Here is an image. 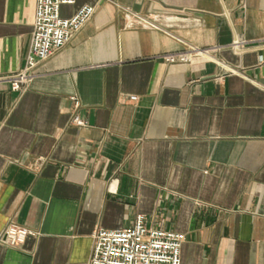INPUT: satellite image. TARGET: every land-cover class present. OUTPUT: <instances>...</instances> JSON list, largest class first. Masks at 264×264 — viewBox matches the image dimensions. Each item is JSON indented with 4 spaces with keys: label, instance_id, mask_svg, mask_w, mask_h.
Returning <instances> with one entry per match:
<instances>
[{
    "label": "crops",
    "instance_id": "1",
    "mask_svg": "<svg viewBox=\"0 0 264 264\" xmlns=\"http://www.w3.org/2000/svg\"><path fill=\"white\" fill-rule=\"evenodd\" d=\"M86 3L30 85L0 81V236L12 220L37 232L0 242V264H90L95 231L138 214L185 233L182 264H264V0H77L61 15ZM36 5L0 0V78L25 66ZM190 47L211 54L162 57Z\"/></svg>",
    "mask_w": 264,
    "mask_h": 264
},
{
    "label": "built area",
    "instance_id": "2",
    "mask_svg": "<svg viewBox=\"0 0 264 264\" xmlns=\"http://www.w3.org/2000/svg\"><path fill=\"white\" fill-rule=\"evenodd\" d=\"M77 0H37L33 38L23 69L0 78L11 85L12 90L21 91L38 76L37 66L55 51L63 48L93 16L95 6L86 3L73 16L63 17L61 7L74 5ZM234 46L240 48V41ZM211 50L190 47L167 53L162 57L168 63H192L197 56H209ZM75 100L76 108L80 101ZM72 122L84 127L87 121L75 113ZM33 229L10 221L0 242L21 246ZM186 240L183 232L166 230L148 225L144 214H138L135 224L121 229L98 228L94 233V248L90 264H182V247Z\"/></svg>",
    "mask_w": 264,
    "mask_h": 264
}]
</instances>
